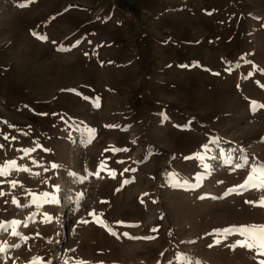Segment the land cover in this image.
<instances>
[{"label": "rangeland", "instance_id": "obj_1", "mask_svg": "<svg viewBox=\"0 0 264 264\" xmlns=\"http://www.w3.org/2000/svg\"><path fill=\"white\" fill-rule=\"evenodd\" d=\"M0 83V264L264 260V0H0Z\"/></svg>", "mask_w": 264, "mask_h": 264}, {"label": "snow or ice", "instance_id": "obj_2", "mask_svg": "<svg viewBox=\"0 0 264 264\" xmlns=\"http://www.w3.org/2000/svg\"><path fill=\"white\" fill-rule=\"evenodd\" d=\"M41 39H46V37H40ZM255 104V102H253ZM99 107V104L96 105ZM260 107H264V105H260ZM94 131V130H93ZM7 138V137H5ZM206 147V146H205ZM9 165L11 167H15V162H9ZM6 175L5 169L3 167H0V176ZM259 177V184L257 185L255 181ZM249 184H251L253 187H260L264 188V167H261L259 169V172L256 175H250L248 179L245 182V185H242L241 187H246ZM15 186V185H13ZM3 193H0L2 195ZM15 202V201H13ZM248 203H253L251 201H247ZM258 206L264 207V197L261 198ZM90 215H95V212L90 213ZM50 219V218H48ZM82 223H87V221H81ZM117 223H123V222H117ZM2 227V225H0ZM106 227V225H105ZM155 231V229H153ZM111 232V230L109 229ZM223 232L225 235H231L233 233H238L239 235L244 237V240L237 241L235 244L230 245V247L235 248L237 246L239 247H245L249 250H257L260 255H264V225H241L239 227H233L231 229H224V230H218ZM111 234L115 235L116 233L111 232ZM127 235V234H125ZM144 239H149L150 237H143ZM219 243L220 241H216ZM211 246V245H210ZM33 264H39V261H33ZM67 264V262H66ZM81 264H85V262H81ZM260 264H264V260L260 262Z\"/></svg>", "mask_w": 264, "mask_h": 264}, {"label": "bare ground", "instance_id": "obj_3", "mask_svg": "<svg viewBox=\"0 0 264 264\" xmlns=\"http://www.w3.org/2000/svg\"><path fill=\"white\" fill-rule=\"evenodd\" d=\"M255 27V26H254ZM4 37V36H3ZM3 39V38H2ZM2 41V40H1ZM40 47V46H39ZM41 48V47H40ZM32 50V49H31ZM30 50V52H29V54H28V56H30V57H33V58H36V57H38V55H39V53H41V51L40 52H38L37 50L36 51H31ZM188 50V49H187ZM29 51V50H28ZM43 54H44V52H43ZM45 55H46V53H45ZM51 55V54H50ZM27 56V55H26ZM44 56V55H43ZM51 57H53V56H51ZM198 72V71H197ZM201 72V71H200ZM194 74V73H193ZM34 78V77H33ZM5 81V80H4ZM32 81V80H31ZM24 82V81H23ZM1 84V83H0ZM34 84V83H33ZM31 85H32V83H31ZM29 87V86H28ZM31 89V88H30ZM29 103V102H28ZM27 104V103H26ZM72 105V104H71ZM206 105V104H205ZM69 106V105H68ZM206 107V106H205ZM34 109V108H33ZM57 109V108H56ZM61 110V109H60ZM76 110V109H75ZM11 114V113H10ZM255 183H256V181H255ZM249 186L251 187L252 185L251 184H249ZM246 189V188H245ZM243 213L245 214V213H247L246 211H243Z\"/></svg>", "mask_w": 264, "mask_h": 264}, {"label": "built area", "instance_id": "obj_4", "mask_svg": "<svg viewBox=\"0 0 264 264\" xmlns=\"http://www.w3.org/2000/svg\"><path fill=\"white\" fill-rule=\"evenodd\" d=\"M126 17H127L128 20H130L132 22H134L136 20L135 16L129 11L126 12Z\"/></svg>", "mask_w": 264, "mask_h": 264}]
</instances>
